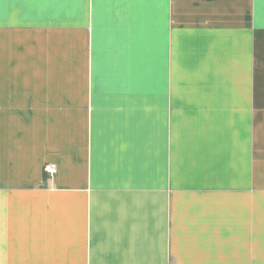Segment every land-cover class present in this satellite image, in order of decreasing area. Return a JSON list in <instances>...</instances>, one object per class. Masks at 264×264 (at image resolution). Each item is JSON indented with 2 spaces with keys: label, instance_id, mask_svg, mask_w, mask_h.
Segmentation results:
<instances>
[{
  "label": "crops",
  "instance_id": "crops-1",
  "mask_svg": "<svg viewBox=\"0 0 264 264\" xmlns=\"http://www.w3.org/2000/svg\"><path fill=\"white\" fill-rule=\"evenodd\" d=\"M0 264H264V0H0Z\"/></svg>",
  "mask_w": 264,
  "mask_h": 264
},
{
  "label": "built area",
  "instance_id": "built-area-1",
  "mask_svg": "<svg viewBox=\"0 0 264 264\" xmlns=\"http://www.w3.org/2000/svg\"><path fill=\"white\" fill-rule=\"evenodd\" d=\"M43 172L47 175V176H53L56 172V168L53 164H45L43 166Z\"/></svg>",
  "mask_w": 264,
  "mask_h": 264
}]
</instances>
